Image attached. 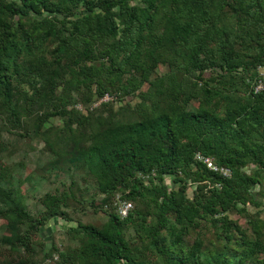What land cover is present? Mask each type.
<instances>
[{"label": "trees", "instance_id": "obj_1", "mask_svg": "<svg viewBox=\"0 0 264 264\" xmlns=\"http://www.w3.org/2000/svg\"><path fill=\"white\" fill-rule=\"evenodd\" d=\"M260 67L264 0H0V264H264ZM34 140L67 181L32 214ZM82 206L105 221L46 249Z\"/></svg>", "mask_w": 264, "mask_h": 264}, {"label": "rangeland", "instance_id": "obj_2", "mask_svg": "<svg viewBox=\"0 0 264 264\" xmlns=\"http://www.w3.org/2000/svg\"><path fill=\"white\" fill-rule=\"evenodd\" d=\"M163 71V67L159 69V72ZM80 106V105H79ZM53 121H56L53 119ZM3 138L5 141L14 144L22 143V140L16 136L8 135L7 133L3 132ZM36 146L31 148L33 150L29 153H24L22 150H18L14 155H12L9 159V162L13 165L14 172L18 174V176H22L24 173V169L14 167V163L22 160L24 165L27 167L28 170H31L30 181L28 182V186L22 188V192L24 194V203L26 204L30 213L35 214L37 211L41 209V205L37 202L35 197L43 195L46 191L53 189L56 186H60L61 181H67L66 173H55L52 172L49 176V179L40 177L39 170L38 172L35 171L36 165L43 166L46 162L51 159V155L46 152H41L39 147L41 143L38 140H34L33 143ZM78 178V177H77ZM165 182L171 185L169 178L165 179ZM23 183V182H22ZM24 184V183H23ZM89 188L90 183H89ZM73 207L75 206L74 203H71ZM77 208L80 206H76ZM250 211H254L256 208L249 207ZM69 210V209H68ZM69 217L72 219L71 221H65L62 218H54L47 222L45 227L42 229L41 234L44 240V247L46 249L50 248L53 244L58 246L59 244H70L74 245L76 242L70 238L69 233L67 232L69 227H76L75 220L80 221L81 223H92L96 225H100L106 219L104 215L101 213H94L89 207H83L82 209H76L72 211V207L68 212ZM230 217L233 219H239L240 224L245 223V217L239 216L235 213L230 214ZM261 217L264 218V211L261 214ZM130 233H132L130 231ZM52 264V263H49Z\"/></svg>", "mask_w": 264, "mask_h": 264}, {"label": "built area", "instance_id": "obj_3", "mask_svg": "<svg viewBox=\"0 0 264 264\" xmlns=\"http://www.w3.org/2000/svg\"><path fill=\"white\" fill-rule=\"evenodd\" d=\"M264 81V67L259 68V76L258 80L256 82V85L254 86L255 90H259L262 88ZM109 96L105 95L101 98V100H108ZM80 108V106H77ZM195 157L200 160L202 163H204L209 169H211L214 172H218L223 176H229L230 175V170L226 167L223 166H218L217 164L214 163L213 159L209 156H204L201 155L200 153H196ZM132 207V203L127 200H120L119 198L116 201V211L121 217L127 216L129 210Z\"/></svg>", "mask_w": 264, "mask_h": 264}]
</instances>
